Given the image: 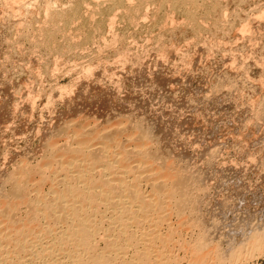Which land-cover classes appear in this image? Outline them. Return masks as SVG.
Segmentation results:
<instances>
[{
  "label": "rangeland",
  "instance_id": "374dc122",
  "mask_svg": "<svg viewBox=\"0 0 264 264\" xmlns=\"http://www.w3.org/2000/svg\"><path fill=\"white\" fill-rule=\"evenodd\" d=\"M43 1L45 0H0V264H57L59 261V264H70L71 262L72 264H79L78 260H76L78 257L76 256L83 254L82 257H85V259L92 256L89 255L91 253H88V250L86 251L83 249V253H80V251L79 253H76L77 249L76 251L74 248V250H71L70 248L72 247L66 248V250L58 247L61 249L60 250L54 245L56 243L55 238L67 231L69 224L72 225L70 222L72 218L71 216H73L71 214L72 211L69 213L70 211L67 212L66 210V212L69 213L68 217L64 212L65 209H61L60 206L59 209L57 206L56 211L58 212L54 214L60 215L61 212H64L63 215L70 219L68 220L70 223L64 220L63 222L58 218L55 219L53 212L52 214L47 213V211L43 209V204L49 201L52 197L51 201L56 202V200H54V196H56L55 192L58 191L61 194L62 190L64 191V188L70 184L69 181H71V183L74 182L73 185H75V187L80 186L85 190L87 189L86 191H94V193L98 194V199L100 198L101 200V202L98 200V202L94 201V203L89 200H84L80 196L75 195L78 194L77 190L71 194H66L65 197L62 196L60 199L64 205H66L65 202H67V200H70L69 207L80 206L82 208V204H84V209L82 210L86 215L90 216H88L89 218L87 217L88 222L90 223L93 221L92 224L90 223V225H92L91 228L94 226V228L96 227L97 231H99L98 233L95 232L96 234L94 237V243H96L98 247L95 253H97V251L100 253L103 252V255L105 254L107 258H113V262L108 258L110 263L107 260H104V263L115 264V261L119 259L116 257L118 255L123 258H131L134 256L133 254H136L141 248H146L145 255L148 257L151 256V251L155 250L154 254L152 252V256L154 255L152 264L208 263L209 254L205 253L204 250L200 251V253L195 247L194 242L203 234L205 228L207 231L209 227L208 225L212 224L211 222L218 223V228L226 234L227 230H231L234 222H238V220L242 221L244 219L242 216V218L239 217L241 215L240 210H242L243 216H248L249 213H252L253 215L254 213L257 218L259 217L258 213L262 212V210V213H264V121H262L264 120V117H261L264 115H259L263 112V108L260 109V107H262L264 102H262L264 98V0H250V2L249 0H200V7H198V12L195 14L196 18L198 17L197 22L199 21L197 29L200 30H197L192 26L193 22L190 20L191 17L189 14L187 16V13L180 6L181 4L179 6H174L175 4L172 0L170 4V0H148L147 4H142L143 9L140 10V13H134V20L132 19L133 23H131V18L129 17V6H126L128 9L125 5L109 8L111 6L110 0L105 4L102 3L103 5H100L102 7L95 5L93 2L94 0H59L56 7L54 4H51L52 2H50V4L48 3L50 0H46L47 3L46 1ZM85 1H88L87 4H85ZM138 1L139 0H135L134 2V0H131L130 2L132 4L130 5L136 6L140 3V1ZM71 2H75V4L80 3L79 5L81 6V9L79 16L81 18L78 16L75 17V14V19L70 23L71 26L62 29L64 27L62 22L53 24L54 22L51 21V10L53 7L55 10L56 8L60 9L63 6L62 8L67 7L66 10L69 9V13L72 15V12L70 11L71 9L68 8L70 7ZM103 2H105V0ZM43 3L46 5L45 7L43 6ZM37 4L41 6H37ZM48 4L50 6L52 5L51 7L49 6L51 10L47 7ZM95 6H97V8ZM126 9L128 13H125ZM12 12L15 14L13 15ZM32 13L34 16L31 15ZM38 15L39 19L37 18ZM222 17L224 19H222ZM112 18H114V20ZM135 18L137 19V22ZM111 21L115 26L110 24ZM85 23L88 25H85ZM6 24L9 25V28H4V26H7ZM199 24H201L200 27ZM215 24L218 25V27ZM1 25L4 26L2 27ZM21 25L24 26L22 27ZM59 29H61L62 32H60L61 30ZM28 31H30V33ZM21 33H24V36ZM78 35L81 36L79 37ZM246 36L247 38H245ZM10 39L14 41H11ZM74 41L76 42L74 43ZM9 42L11 43L9 44ZM23 47L25 48L23 49ZM56 50L58 51L56 52ZM20 51H22V53ZM242 90L245 91L243 92ZM161 93L164 96L161 95ZM168 96L169 100H167ZM245 100H247V102ZM252 101L256 105L257 103L259 104L260 101L262 103H260L258 107V105L256 106ZM142 107H145V109ZM255 109L262 112L259 111V114H256L258 111L256 112ZM254 114L257 115V118ZM130 116L132 118H130ZM133 116H135V118ZM136 117H138V119ZM144 118L149 119L144 120ZM132 119L137 120L132 121ZM139 119L140 121H151L156 124V127L158 125L157 128L155 127V124L153 126L156 128L154 130L158 135L154 134L153 136L144 139V144L141 142V138H139V130L137 129L136 132V128L133 127ZM151 119L156 121L153 122ZM159 120L161 121L159 122ZM63 126L64 128L66 127L65 131L62 130L61 132L56 130V127L62 128ZM132 127L134 129H132ZM116 129H120L119 133L115 134L116 136L113 134V137L110 136V138H105L107 133H112L114 132L113 130ZM87 131L90 133L88 134ZM161 136L164 137L161 138ZM47 137L52 139H48ZM47 139L51 140L52 145H54L51 147V151H48L49 153L46 154V151L44 152L46 142L44 143V141H47ZM42 144L44 146H42ZM150 144L152 146H150ZM162 144L163 146H161ZM241 144L245 145L242 146ZM140 145L143 150L149 151L151 149L152 151L153 149L156 151L160 146L158 151H161L162 154H160L163 159L161 157H156L157 160L156 158L154 160V158L150 159L149 157L146 158L140 155L138 153V150H142ZM79 146H102L104 152H101V154L105 156L107 155V161H102V163L99 161L95 164H93V161V163H91L92 161L90 162L91 159L88 156L75 149ZM134 149L135 152L133 153ZM207 150L209 152H207ZM168 152H171L169 153L170 155ZM206 152L208 154H206ZM165 154L166 157L164 156ZM177 156L181 159L178 160ZM28 158L30 159V162L33 163L32 166L35 165L36 168L27 172L30 182L25 185L26 182H23L25 177L24 172H20L18 168L20 166L18 165H21L22 160L27 163L29 161ZM159 159H162L164 162H159ZM165 161H168L170 164ZM173 161L177 163L175 164ZM189 161L192 162L191 165ZM103 162H105L106 165ZM39 163H43L44 166L39 167ZM36 164L38 166H36ZM177 165L178 167L176 168ZM104 167L106 168L104 169ZM227 167H230V169ZM233 167H235V169ZM17 168V171L21 174L16 173ZM197 168H200L199 171ZM219 168L222 171H219ZM185 169H188L187 172ZM190 172L194 174L193 178H197L195 180L196 182L199 180V183L197 182L198 185L202 182L204 183H202V185H205L204 187L201 186L199 190L200 186L196 184V191L198 189L197 192L200 193V196L204 201L200 205V209L193 211L192 214L195 216L191 215L190 217V214L188 215V212H185V215L183 214L184 217L181 214L182 216L179 218L178 216L180 214H177V212L173 210L174 200L171 196L168 197V193L160 192V190L157 189V184L166 181V183L169 184L172 181H177L181 173L183 175H190ZM216 172L218 174L220 173V175ZM91 175L94 177L92 178ZM241 175L242 177H240ZM71 176L76 180L74 181ZM80 176L84 177V180H82L83 178ZM70 178H72L73 181L70 180ZM228 178L232 179L233 182ZM100 179H102V181L111 180L110 184L119 182L115 185L123 188L129 186H131V189L135 188V190H137L136 188H140L139 192L141 195H138L139 197H137V199L143 198L145 195L146 200L153 202L155 200L157 201V198L159 200V198L162 199L163 196H165L163 199L168 202V205L166 206L167 203H165L164 206L168 208L167 210H165V208L159 210L160 213L158 210H150L151 208L146 206V204L148 205L149 203H145L142 199V201L139 199L137 200L134 192H126L123 191V188L119 187L120 190L115 189L112 192L111 188H109V183L107 186L104 181L103 183L105 184L101 183L102 181ZM118 180H121V182ZM238 181H240L241 184H239ZM17 182L20 186L24 183L22 186L26 187V197L23 199L19 196L16 197L13 194V189L18 185ZM120 183L121 185H119ZM217 186H220L221 188ZM101 189H103L102 191H104V193ZM131 189L129 188V190ZM242 190L243 192H241ZM99 193H103L100 194V196L104 199L99 196ZM110 193L112 196H110ZM239 193H242V196H240L241 194ZM134 196V200L137 204L133 200ZM117 198L119 199L117 200ZM242 201L245 202V204ZM220 202L223 204L221 205ZM32 203L39 205L38 211L40 212H38V215L35 218L36 221L34 219V221H32L28 217V212ZM108 204L112 206H109ZM143 204L144 209L141 207ZM138 205L140 206L138 207ZM231 205H233V207ZM120 206L123 207L121 208ZM145 206L148 208V214L146 213L147 208ZM124 207L132 208V211L136 209V212H134L139 214V218L137 217L139 220L137 221V219H135L136 215L135 213H132V211L128 212V210L127 214H125ZM217 207L218 209H221L220 214ZM94 208L98 209L95 211ZM138 209H140V211ZM235 209L239 210L236 212ZM244 209L246 211L248 210V214ZM196 211L197 213H195ZM222 211L224 212V215ZM128 213H131V216L128 215ZM141 213L143 215H141ZM226 213L229 215L226 216ZM236 213H238L239 218L236 217ZM215 214H218L219 216ZM261 214L259 217L260 223L264 220V215ZM124 215L128 216L125 217ZM252 215L250 217H252ZM222 216L224 218H221ZM232 216L238 220L236 219L235 221ZM256 216L254 217L256 218ZM188 217L190 219L200 218L201 222H198V225L196 226H193L190 222V227ZM183 218H186V220ZM225 218H227V220ZM231 218L232 221L230 220ZM260 218H262V220ZM184 221L187 222L184 223ZM244 223H246V220ZM97 224L101 225L98 227ZM187 224L188 226H185ZM126 226H128V229ZM171 227L172 230L174 228L176 229H174L175 231H172V233L170 232ZM119 228L129 230V236H125L127 233L119 235ZM133 232H135L137 236L131 234ZM177 233H179V235L181 233L183 236H179ZM161 234H163V236ZM166 235L167 237H164ZM176 235H178V237ZM120 236L122 237L118 241V237L120 238ZM142 237L144 239H142ZM160 237H164V239H160ZM171 237L175 241L171 240ZM237 237L240 239V235ZM183 238L186 240L187 244L184 243L185 240ZM114 240H117V243ZM177 240L180 241V243ZM51 242L54 244L52 245ZM114 242L117 245L114 244ZM127 243H129V247ZM183 243L185 245H183ZM191 244L193 248L189 246ZM23 245L28 246L25 251H22ZM112 245L115 246L112 247ZM120 245L123 246L121 247ZM227 245V242H225V246ZM43 246L45 247L43 249L47 250L46 253L43 251L44 253L42 254H44V256L41 254L42 256L34 255V257L32 250L39 249L42 251L41 248ZM50 247L54 250L52 251L49 249ZM27 249L30 250L28 251ZM49 250L54 253L57 252L55 254L56 256L54 253L48 254L52 253ZM30 254L32 256H29ZM130 254H132V256ZM111 255L115 257H112ZM145 255L143 254V258H145ZM155 255H157V257ZM29 259H31V261ZM78 259L80 260V258ZM155 260H158L159 262H154ZM118 261L117 263L120 264ZM85 264L94 263L88 261ZM244 264H264V254L258 255L255 258L244 262Z\"/></svg>",
  "mask_w": 264,
  "mask_h": 264
},
{
  "label": "bare ground",
  "instance_id": "6f19581e",
  "mask_svg": "<svg viewBox=\"0 0 264 264\" xmlns=\"http://www.w3.org/2000/svg\"><path fill=\"white\" fill-rule=\"evenodd\" d=\"M29 1V0H28ZM40 1V0H39ZM42 1V0H41ZM46 1V0H45ZM45 1H43V2H45ZM48 1V0H47ZM47 1H46V3H47ZM73 1V0H72ZM75 1V0H74ZM78 1V0H77ZM81 1V0H80ZM104 0H94L93 2L95 3V5H97L98 7L102 4V3H107V1H109V0H105V2H103ZM131 0H110V7L109 8H114V7H117V6H122V5H125V7L126 6H129V10L128 11H130L129 12V17L131 18V23H133L132 22V19L134 18V13L135 12H138V13H140V10L141 9H143L142 8V4H147V2H148V0H139L140 1V3L138 4V5H136V6H131L130 4H132L131 2H130ZM138 1V2H139ZM165 1V0H164ZM173 2H174V6H179L180 4V6L184 9V11L187 13V16H188V14L190 15V20H191V22H193V24H192V26H194L196 29H197V26H198V23H199V21L197 22V18H196V13L198 12L197 11V9H198V7H200V3L199 2H201L200 0H190V1H186V0H172ZM203 1V0H202ZM215 1V0H214ZM217 1V0H216ZM243 1V0H242ZM6 2V1H5ZM27 2V1H26ZM31 2V1H30ZM35 2H38V1H35ZM50 2H52L51 4H54V6L56 7V4L59 2V0H50V1H48V3L50 4ZM68 2V1H67ZM66 2V3H67ZM86 2V1H85ZM88 2V1H87ZM87 2L85 3V4H87ZM134 2H135V0H134ZM134 2H133V4H134ZM228 2V1H227ZM249 2H250V0H249ZM13 3V2H12ZM171 3V0H170V2H169V4ZM205 3V2H204ZM229 3V2H228ZM231 3V2H230ZM4 4H6V3H4ZM22 4V3H21ZM25 4V3H24ZM27 4V3H26ZM40 4V3H39ZM39 4H37V6L39 5ZM44 4V3H43ZM48 4V8L50 9V7L52 6H50ZM62 4V3H61ZM80 4V3H79ZM79 4H75V2H71L70 3V7H68V8H70L71 10V12H72V15H70V13H69V9H67L66 10V8L67 7H64V8H60V9H58V8H56L55 10L52 8V10L54 11H52L51 9V17H52V19H51V21H53L54 23L53 24H56L57 22L58 23H60V22H62V25L64 26H61V27H63L62 29H64L65 27H69V26H71L70 25V23L75 19V17H80L79 16V14H80V9H81V6L79 5ZM165 4V3H164ZM238 4V3H237ZM13 5V4H12ZM59 5V4H58ZM63 5V4H62ZM68 5V4H67ZM103 5V4H102ZM108 5V4H107ZM202 5V4H201ZM8 6V5H7ZM20 6V5H19ZM22 6H23V4H22ZM27 6V5H26ZM32 6V5H31ZM36 6V7H37ZM39 6H41V5H39ZM44 7L46 6L45 4L43 5ZM50 6V7H49ZM69 6V5H68ZM94 6V5H93ZM92 6V7H93ZM97 6H95L96 8H97ZM152 6V5H151ZM164 6V5H163ZM171 6V5H170ZM221 6V5H220ZM34 7V6H33ZM35 7V8H36ZM46 7V8H47ZM86 7H88V6H86ZM100 7H102V6H100ZM124 7V8H125ZM147 7H149V6H147ZM159 7V6H158ZM223 7V6H222ZM25 8V7H24ZM37 8H39V7H37ZM48 8H47V10H48ZM109 8H107V9H109ZM127 8V7H126ZM176 8V7H175ZM215 8V7H214ZM221 8V7H220ZM6 9V8H5ZM11 9V8H10ZM27 9V8H26ZM30 9V8H29ZM32 9V8H31ZM106 9V8H105ZM128 9V8H127ZM127 9H126V11H125V13H128V11H127ZM171 9V8H170ZM94 10H95V8H94ZM97 10V9H96ZM147 10V9H146ZM178 10V9H177ZM180 10V9H179ZM208 10V9H207ZM211 10V9H210ZM209 10V11H210ZM227 10V9H226ZM235 10V9H234ZM5 11V10H4ZM17 11V10H16ZM19 11H21V10H19ZM18 11V12H19ZM45 11V10H44ZM49 11V10H48ZM82 11V10H81ZM93 11V10H92ZM91 11V12H92ZM110 11V10H109ZM115 11H116V9H115ZM219 11V10H218ZM239 11V10H238ZM24 12V11H23ZM96 12V11H95ZM101 12V11H100ZM153 12V11H152ZM169 12V11H168ZM167 12V13H168ZM185 12H183V13H185ZM8 13V12H7ZM22 13V12H21ZM41 13V12H40ZM39 13V14H40ZM44 13V12H43ZM90 13V12H89ZM112 13H113V11H112ZM214 13H215V10H214ZM217 13V12H216ZM9 14V13H8ZM12 14L14 15L15 13H13L12 12ZM19 14V13H18ZM47 14V13H46ZM50 14V13H49ZM48 14V15H49ZM75 14H76V16H75ZM93 14V13H92ZM165 14V13H164ZM206 14H207V12H206ZM248 14V13H247ZM12 15V16H13ZM20 15V14H19ZM23 15V14H22ZM31 15H33V13L31 14ZM97 15V14H96ZM137 15V14H136ZM144 15H147V14H144ZM221 15V14H220ZM8 16V15H7ZM18 16V15H17ZM17 16H16V18H17ZM24 16V15H23ZM34 16V15H33ZM75 16V17H74ZM87 16H91V15H87ZM123 16V15H122ZM154 16V15H153ZM207 16V15H206ZM10 17H11V15H10ZM27 17V16H26ZM39 17V15L37 16V18ZM41 17V16H40ZM46 17V16H45ZM47 17H49V16H47ZM93 17H97V16H93ZM113 17H115V16H113ZM128 17V16H127ZM139 17H141V16H139ZM220 17V16H219ZM7 18V17H6ZM20 18V17H19ZM21 18H22V16H21ZM20 18V19H21ZM36 18V17H35ZM81 18V17H80ZM91 18V17H90ZM109 18V17H108ZM10 19V18H9ZM9 19H7V20H9ZM39 19V18H38ZM92 19V18H91ZM113 20H114V18H112ZM136 19V18H135ZM186 19V18H185ZM215 19V18H214ZM222 19H224L223 17H222ZM226 19V18H225ZM16 20V19H15ZM23 20V19H22ZM45 20H46V18H45ZM134 20V19H133ZM193 20V21H192ZM199 20H201V19H199ZM216 20V19H215ZM19 21V20H18ZM33 21V20H32ZM50 21V22H51ZM77 21V20H76ZM128 21V20H127ZM139 21V20H138ZM144 21V20H143ZM142 21V22H143ZM182 21V20H181ZM217 21V20H216ZM6 22V21H5ZM8 22V21H7ZM12 22V21H11ZM16 22V21H15ZM24 22V21H23ZM30 22V21H29ZM37 22V21H36ZM48 22V21H47ZM46 22V23H47ZM135 22V21H134ZM136 22H137V19H136ZM179 22V21H178ZM177 22V23H178ZM201 22V21H200ZM209 22V21H208ZM18 23V22H17ZM21 23H22V21H21ZM43 23V22H42ZM81 23V22H80ZM161 23V22H160ZM183 23V22H182ZM220 23V22H219ZM230 23V22H229ZM3 24V23H2ZM5 24V23H4ZM16 24V23H15ZM44 24V23H43ZM52 24V23H51ZM87 23H85V25H86ZM107 24V23H106ZM110 24H112V21L110 22ZM109 24V25H110ZM139 24V23H138ZM214 24V23H213ZM223 24V23H222ZM7 25V24H6ZM25 25V24H24ZM23 25V26H24ZM29 25V24H28ZM32 25V24H31ZM44 25H46V24H44ZM76 25V24H75ZM88 25V24H87ZM112 25H114V24H112ZM111 25V26H112ZM134 25V24H133ZM183 25V24H182ZM200 25L201 24H199V27H200ZM216 25V24H215ZM262 25V24H261ZM2 26V25H1ZM4 26V25H3ZM2 26V27H3ZM9 25H7V26H4V28L5 27H7V28H9L8 27ZM22 26V25H21ZM22 26V27H23ZM33 26V25H32ZM59 26V25H58ZM74 26V25H73ZM84 26V25H83ZM115 26V25H114ZM136 26H138V25H136ZM165 26V25H164ZM217 27H218V25H216ZM215 26V27H216ZM226 26V25H225ZM245 26V25H244ZM13 27V26H12ZM17 27H19V26H17ZM26 27V26H25ZM43 27V26H42ZM53 27V26H52ZM55 27H56V25H55ZM99 27V26H98ZM97 27V28H98ZM177 27V26H176ZM214 27V28H215ZM11 28V27H10ZM16 28V27H15ZM28 28V27H27ZM39 28V27H38ZM49 28H51V27H49ZM54 28V27H53ZM77 28H78V26H77ZM76 28V29H77ZM109 28H111V27H109ZM175 28V27H174ZM13 29V28H12ZM22 29V28H21ZM24 29V28H23ZM33 29V28H32ZM41 29H43V28H41ZM92 29H94V28H92ZM100 29V28H99ZM102 29V28H101ZM192 29V28H191ZM195 29V30H196ZM211 29V28H210ZM1 30V29H0ZM10 30V29H9ZM18 30V29H17ZM49 30V29H48ZM52 30V29H51ZM59 30H61V29H59ZM83 30V29H82ZM89 30V29H88ZM103 30V29H102ZM197 30H200V29H197ZM196 30V31H197ZM215 30V29H214ZM223 30V29H222ZM23 31V30H22ZM32 31V30H31ZM41 31H43V30H41ZM50 31V30H49ZM69 31H71V30H69ZM77 31V30H76ZM96 31V30H95ZM193 31H194V29H193ZM29 33H30V31H28ZM60 32H62V30L60 31ZM73 32V31H72ZM82 32V31H81ZM112 32V31H111ZM226 32V31H225ZM12 33H13V31H12ZM28 33V34H29ZM48 33V32H47ZM64 33V32H63ZM65 33H66V31H65ZM96 33V32H95ZM102 33V32H101ZM196 33V32H195ZM22 34V33H21ZM24 34V33H23ZM22 34V35H23ZM35 34V33H34ZM50 34H51V32H50ZM53 34H55V33H53ZM68 34V33H67ZM71 34V33H70ZM75 34V33H74ZM79 34H81V33H79ZM84 34V33H83ZM175 34V33H174ZM173 34V35H174ZM215 34V33H214ZM244 34V33H243ZM21 35V36H22ZM36 35V34H35ZM45 35V34H44ZM64 35V34H63ZM95 35V34H94ZM104 35V34H103ZM197 35V34H196ZM195 35V36H196ZM6 36V35H5ZM9 36V35H8ZM24 36V35H23ZM30 36V35H29ZM38 36V35H37ZM42 36V35H41ZM51 36H53V35H51ZM69 36V35H68ZM79 36V35H78ZM81 36V35H80ZM79 36V37H80ZM118 36V35H117ZM254 36V35H253ZM26 37V36H25ZM31 37V36H30ZM44 37V36H43ZM50 37V36H49ZM48 37V38H49ZM62 37V36H61ZM71 37V36H70ZM73 37V36H72ZM88 37V36H87ZM89 37H91V36H89ZM107 37V36H106ZM125 37V36H124ZM15 38V37H14ZM29 38V37H28ZM47 38V39H48ZM66 38V37H65ZM245 38H247V36L245 37ZM5 39V38H4ZM8 39V38H7ZM19 39V38H18ZM37 39V38H36ZM40 39V38H39ZM61 39V38H60ZM59 39V40H60ZM69 39V38H68ZM74 39V38H73ZM98 39V38H97ZM111 39H113V38H111ZM161 39V38H160ZM11 40V39H10ZM34 40V39H33ZM56 40V39H55ZM75 40H76V38H75ZM101 40V39H100ZM114 40V39H113ZM156 40V39H155ZM172 40V39H171ZM213 40V39H212ZM260 40H262V39H260ZM11 41H14V40H11ZM44 41V40H43ZM82 41V40H81ZM85 41V40H84ZM115 41V40H114ZM24 42V41H23ZM33 42V41H32ZM39 42V41H38ZM37 42V43H38ZM65 42V41H64ZM73 42V41H72ZM71 42V43H72ZM76 41H74V43H75ZM113 42V41H112ZM159 42V41H158ZM197 42V41H196ZM11 42H9V44H10ZM15 43V42H14ZM42 43V42H41ZM47 43V42H46ZM50 43V42H49ZM70 43V44H71ZM92 43V42H91ZM237 43V42H236ZM253 43V42H252ZM13 44V43H12ZM16 44V43H15ZM48 44V43H47ZM51 44H53V43H51ZM66 44H67V42H66ZM69 44V43H68ZM114 44V43H113ZM125 44V43H124ZM201 44V43H200ZM254 44V43H253ZM264 44V43H263ZM262 44V45H263ZM56 45V44H55ZM93 45V44H92ZM118 45V44H117ZM120 45V44H119ZM131 45V44H130ZM234 45V44H233ZM11 46V45H10ZM14 46V45H13ZM42 46V45H41ZM57 46V45H56ZM69 46V45H68ZM75 46H76V44H75ZM162 46V45H161ZM217 46V45H216ZM246 46V45H245ZM12 47V46H11ZM22 47V46H21ZM48 47V46H47ZM63 47H65V46H63ZM77 47V46H76ZM86 47V46H85ZM127 47V46H126ZM169 47H171V46H169ZM190 47V46H189ZM197 47V46H196ZM219 47V46H218ZM251 47V46H250ZM262 47V46H261ZM10 48V47H9ZM25 47H23V49H24ZM55 48V47H54ZM57 48V47H56ZM109 48V47H108ZM11 49V48H10ZM17 49V48H16ZM30 49V48H29ZM50 49V48H49ZM67 49V48H66ZM75 49V48H74ZM74 49H72V50H74ZM103 49V48H102ZM101 49V50H102ZM116 49V48H115ZM237 49V48H236ZM26 50V49H25ZM24 50V51H25ZM32 50V49H31ZM52 50V49H51ZM79 50V49H78ZM83 50V49H82ZM151 50V49H150ZM163 50V49H162ZM226 50H228V49H226ZM12 51V50H11ZM16 51V50H15ZM45 51V50H44ZM55 51V50H54ZM58 50H56V52H57ZM65 51V50H64ZM69 51V50H68ZM76 51V50H75ZM127 51V50H126ZM148 51V50H147ZM169 51V50H168ZM177 51V50H176ZM197 51V50H196ZM9 52V51H8ZM14 52V51H13ZM21 53H22V51H20ZM35 52V51H34ZM46 52V51H45ZM62 52V51H61ZM72 52V51H71ZM79 52H80V50H79ZM132 52V51H131ZM210 52V51H209ZM224 52V51H223ZM249 52V51H248ZM255 52V51H254ZM25 53V52H24ZM23 53V54H24ZM42 53V52H41ZM78 53V52H77ZM178 53V52H177ZM188 53V52H187ZM234 53V52H233ZM9 54V53H8ZM59 54H61V53H59ZM84 54V53H83ZM146 54V53H145ZM149 54V53H148ZM232 54V53H231ZM235 54V53H234ZM258 54V53H257ZM128 55V54H127ZM133 55V54H132ZM160 55V54H159ZM174 55V54H173ZM252 55V54H251ZM19 56V55H18ZM21 56V55H20ZM38 56V55H37ZM165 56V55H164ZM203 56V55H202ZM233 56V55H232ZM249 56V55H248ZM263 56V55H262ZM7 57H8V55H7ZM59 57H60V55H59ZM136 57V56H135ZM228 57V56H227ZM242 57H243V55H242ZM253 57V56H252ZM18 58V57H17ZM17 58H15V59H17ZM23 58V57H22ZM26 58V57H25ZM33 58V57H32ZM31 58V59H32ZM68 58V57H67ZM212 58V57H211ZM234 58V57H233ZM248 58V57H247ZM251 58V57H250ZM258 59H260V58H258ZM13 60V59H12ZM18 60V59H17ZM25 60V59H24ZM44 60V59H43ZM125 60H127V59H125ZM194 60V59H193ZM236 60V59H235ZM7 61V60H6ZM14 61V60H13ZM61 61V60H60ZM7 62H9V61H7ZM23 62V61H22ZM187 62V61H186ZM236 62V61H235ZM234 62V63H235ZM26 63V62H25ZM130 63V62H129ZM230 63V62H229ZM42 65V64H41ZM19 66V65H18ZM49 66V65H48ZM47 67V66H46ZM262 67V66H261ZM41 68V67H40ZM240 68V67H239ZM238 68V69H239ZM51 69V68H50ZM264 69V68H263ZM240 70V69H239ZM42 74V73H41ZM95 74V73H94ZM263 74V73H262ZM264 75V74H263ZM228 76V75H227ZM92 77V76H91ZM95 77V76H94ZM127 78H129V77H127ZM222 78V77H221ZM88 79H89V77H88ZM179 79V78H178ZM225 79V78H224ZM150 80V79H149ZM222 80V79H221ZM223 81V80H222ZM262 81V80H261ZM90 82V81H89ZM161 82V81H160ZM167 82H169V81H167ZM226 82V81H225ZM159 83V82H158ZM164 83V82H163ZM218 83V82H217ZM263 83V82H262ZM168 84V83H167ZM225 84V83H224ZM231 84V83H230ZM229 84V85H230ZM172 85V84H171ZM176 85V84H175ZM200 85V84H199ZM220 85H221V83H220ZM170 86V85H169ZM174 86V85H173ZM215 86V85H214ZM213 86V87H214ZM219 86V85H218ZM226 86H228V85H226ZM225 87V86H224ZM233 87V86H232ZM231 87V88H232ZM241 87V86H240ZM249 87V86H248ZM262 87V86H261ZM170 88V87H169ZM172 88V87H171ZM211 88V87H210ZM239 88V87H238ZM191 89V88H190ZM259 89H260V87H259ZM165 90V89H164ZM218 90V89H217ZM249 90V89H248ZM160 91V90H159ZM169 91H171V90H169ZM219 91V90H218ZM220 91H222V90H220ZM229 91V90H228ZM240 91V90H239ZM243 91V90H242ZM245 91V90H244ZM243 91V92H244ZM254 91V90H253ZM252 91V92H253ZM167 92V91H166ZM231 92V91H230ZM236 92V91H235ZM251 92V91H250ZM259 92H260V90H259ZM220 93V92H219ZM226 93V92H225ZM234 93V92H233ZM232 93V94H233ZM261 93V92H260ZM166 94V93H165ZM172 94V93H171ZM170 94V95H171ZM218 94V93H217ZM245 94V93H244ZM252 94V93H251ZM160 95V94H159ZM161 95H163L162 93H161ZM160 95V96H161ZM175 95V94H174ZM191 95V94H190ZM198 95V94H197ZM223 95V94H222ZM235 95V94H234ZM237 95V94H236ZM240 95H241V93H240ZM164 96V95H163ZM166 96V95H165ZM245 96H246V94H245ZM247 96H249V95H247ZM157 97V96H156ZM186 97V96H185ZM205 97V96H204ZM217 97V96H216ZM257 97V96H256ZM159 98H162V97H159ZM165 98V97H164ZM166 98H167V96H166ZM244 98V97H243ZM250 98V97H249ZM155 99V98H154ZM207 99V98H206ZM210 99V98H209ZM230 99V98H229ZM245 99H246V97H245ZM259 99V98H258ZM257 99V100H258ZM167 100H169V96H168V99ZM216 100V99H215ZM151 101V100H150ZM179 101V100H178ZM183 101V100H182ZM242 101V100H241ZM246 102H247V100H245ZM256 101V100H255ZM264 101V98H263V100H262V102ZM155 102V101H154ZM154 102H152V103H154ZM158 102H160V101H158ZM167 102V101H166ZM202 102V101H201ZM211 102V101H210ZM231 102V101H230ZM253 102V101H252ZM261 101H260V103H262ZM241 103V102H240ZM249 103V102H248ZM254 103V102H253ZM259 103V104H260ZM150 104V103H149ZM156 104V103H155ZM163 104H166V103H163ZM170 104H171V102H170ZM255 104V103H254ZM259 104L257 103V105H258V107H259ZM256 105V104H255ZM256 105V106H257ZM242 106V105H241ZM252 106V105H251ZM147 107V106H146ZM249 107V106H248ZM255 107V106H254ZM81 108V107H80ZM143 108V107H142ZM160 108V107H159ZM244 108H245V106H244ZM263 108V112L262 111H260V112H262V114L260 113L259 114V111H258V109L256 110V114H259V115H264V102H263V104H262V107H260V109H262ZM79 109V108H78ZM143 109H145V107L143 108ZM161 109V108H160ZM159 109V110H160ZM166 110V109H165ZM164 110V111H165ZM87 111V110H86ZM89 111V110H88ZM146 112V111H145ZM161 112H163V111H161ZM235 112V111H234ZM165 113H166V111H165ZM164 113V114H165ZM168 113V112H167ZM172 113V112H171ZM252 113H254V112H252ZM142 114H143V112H142ZM231 114V113H230ZM130 115V114H129ZM145 115V114H144ZM159 115V114H158ZM162 115V114H161ZM255 115V114H254ZM128 116V115H127ZM132 116V115H131ZM130 116V118H132ZM141 116V115H140ZM150 116V115H149ZM148 116V117H149ZM169 116V115H168ZM257 115H255V117H256ZM134 118H135V116H133ZM142 117V116H141ZM145 117V116H144ZM165 117V116H164ZM261 117H264V116H261ZM137 119H138V117H136ZM152 118V117H151ZM203 118V117H202ZM257 118V117H256ZM259 118H260V116H259ZM258 118V119H259ZM137 119H135V120H137ZM141 119V118H140ZM140 119H139V121H136V122H134V123H136L133 127H135L136 129V132H137V129L139 130L138 132H139V138H141L140 140H141V142L143 143L145 140L144 139H147V138H149V137H151V136H153L154 134H157V132L155 133V130L154 129H156L157 127H158V125H157V127H156V124L155 123H152L151 121H144L146 118H144V120H141L140 121ZM147 119H149V118H147ZM146 119V120H147ZM255 119V118H254ZM134 119H132V121H133ZM134 120V121H135ZM152 120V119H151ZM200 120V119H199ZM252 120H253V118H252ZM72 121V120H71ZM132 121H131V123H132ZM153 122H155L154 120H152ZM161 120H159V122H160ZM202 121V120H201ZM203 121H204V119H203ZM202 121V122H203ZM261 121V120H260ZM259 121V122H260ZM262 121H264V120H262ZM70 122V121H69ZM71 123V122H70ZM75 124V123H74ZM73 124V125H74ZM154 124H155V127L156 128H154L153 126H154ZM237 124V123H236ZM248 124V123H247ZM260 124V123H259ZM77 125V124H76ZM132 125V124H131ZM159 125H160V123H159ZM66 126V125H65ZM71 126V125H70ZM130 126V125H129ZM162 126V125H161ZM258 126V125H257ZM262 126H263V124H262ZM132 127V129H134ZM59 127H56V130H59V131H61L62 132V130L63 131H65V128H64V126L61 128H59ZM131 128V127H130ZM207 128V127H206ZM261 128V127H260ZM54 129V128H53ZM164 129V128H163ZM180 129V128H179ZM66 130H68V129H66ZM89 130V129H88ZM159 130H161V129H159ZM54 131V130H53ZM53 131H52V133H53ZM69 131V130H68ZM67 131V132H68ZM86 131V130H85ZM90 131V130H89ZM112 131V130H111ZM114 132H110V133H107L106 134V136H105V138L106 137H109L110 138V136H112L113 134L115 135V134H117V133H119V131H120V129H116V130H113ZM158 131V130H157ZM196 131V130H195ZM201 131V130H200ZM242 131V130H241ZM51 132V131H50ZM55 132V131H54ZM56 132H58V131H56ZM47 133V132H46ZM46 133H45V135H46ZM59 133V132H58ZM63 133H66V132H63ZM87 133H88V131H87ZM90 133V132H89ZM88 133V134H89ZM105 133V132H104ZM172 133V132H171ZM189 134V133H188ZM244 134V133H243ZM251 134V133H250ZM158 135V134H157ZM159 135H161V134H159ZM165 135V134H164ZM263 135V134H262ZM43 136V135H42ZM47 136V135H46ZM116 136V135H115ZM188 136V135H187ZM228 136V135H227ZM254 136V135H253ZM113 137V136H112ZM157 137V136H156ZM155 137V138H156ZM159 137V136H158ZM164 137V136H163ZM162 136H161V138H163ZM239 137V136H238ZM250 137V136H249ZM256 137V136H255ZM48 139H52V138H50V137H47ZM138 138V139H139ZM154 138V139H155ZM160 138V139H161ZM47 139V141H44V143L46 142V145H45V147H44V152L46 151V154L47 153H49L48 151H51V147L54 145H52V143H51V140H48ZM143 139V140H142ZM152 139V138H151ZM256 139V138H255ZM258 139V138H257ZM188 140V139H187ZM147 141V140H146ZM151 141V140H150ZM154 141V140H153ZM101 142H102V140H101ZM138 142V141H137ZM140 142V141H139ZM211 142V141H210ZM249 142V141H248ZM103 143V142H102ZM148 143H152V142H148ZM156 143V142H155ZM138 144V143H137ZM144 144V143H143ZM69 145V144H68ZM68 145H67V147H68ZM142 145V144H141ZM140 145V146H141ZM154 145V144H153ZM242 146H244L243 144H241ZM254 145V144H253ZM42 146H44L43 144H42ZM150 146H152L151 144H150ZM149 146V147H150ZM161 146H163V144L161 145ZM70 147V146H69ZM80 147V146H79ZM75 148L76 150H78V151H80V152H83L86 156H88L91 160H90V162L91 163H93V161H94V163L93 164H95L96 162H99V161H101L100 163H102V161H105L106 160V158H107V155L105 156V155H103V154H101V152H104L103 151V147H104V145H103V147L102 146H100V147H94V146H87V147H83V146H81L80 148ZM136 147V146H135ZM160 147V146H159ZM159 147H158V149H159ZM203 147V146H202ZM217 147H219V146H217ZM264 147V146H263ZM71 148V147H70ZM132 148V147H131ZM141 148H142V146H141ZM147 148V147H146ZM146 148H144V149H146ZM239 148V147H238ZM105 149V148H104ZM133 149V148H132ZM132 149H131V151H132ZM136 149V148H135ZM135 149H134V151H133V153L135 152ZM158 149L156 150V151H154V149H153V151H152V149L149 151V150H143V148H142V150H138L137 152L140 154V155H142V156H144V157H146V158H150V159H152V158H154V160H155V158L156 157H161L162 158V153H161V151L159 152L158 151ZM162 149V148H161ZM218 149V148H217ZM216 149V150H217ZM253 149V148H252ZM257 149V148H256ZM264 149V148H263ZM43 150V149H42ZM74 150V149H73ZM106 150V149H105ZM128 150V149H127ZM209 150V149H208ZM207 150V152H209ZM240 150V149H239ZM129 151H130V149H129ZM246 151V150H245ZM255 151V150H254ZM43 152V151H42ZM100 152V153H99ZM163 152V151H162ZM206 152V154H208ZM129 153V152H128ZM132 153V152H131ZM161 153V154H160ZM169 153H171V152H168V154ZM173 153V152H172ZM214 153V152H213ZM216 153V152H215ZM259 153V152H258ZM46 154H44V155H46ZM138 155V154H137ZM170 155V154H169ZM168 155V156H169ZM173 155V154H172ZM253 155V154H252ZM257 155V154H256ZM109 156H110V154H109ZM165 157H166V154L164 155ZM187 156V155H186ZM210 156V155H209ZM208 156V157H209ZM212 156V155H211ZM213 156H215V155H213ZM164 157V158H165ZM173 157H174V155H173ZM182 157V156H181ZM191 157V156H190ZM204 157V156H203ZM208 157H207V159H208ZM218 157V156H217ZM255 157V156H254ZM168 158H170V157H168ZM167 158V159H168ZM176 158V157H175ZM177 158H178V156H177ZM185 158V157H184ZM183 158V159H184ZM258 158V157H257ZM24 159V158H23ZM29 159V158H28ZM109 159H111V158H109ZM163 159V158H162ZM162 159H159V162H164ZM179 159H181V158H178V160ZM204 159V158H203ZM202 159V160H203ZM27 160V159H26ZM156 160H157V158H156ZM160 160H162V161H160ZM177 160V161H178ZM188 160V159H187ZM194 160V159H193ZM107 161V160H106ZM168 161H169V159H168ZM168 161L166 162V163H168ZM254 161V160H253ZM41 162V161H40ZM42 162L44 163V161L42 160ZM115 162V161H114ZM172 162V161H171ZM174 162V161H173ZM190 162V165H191V161H189ZM43 163L42 164H40L39 163V167H43L44 165H43ZM103 163H105V162H103ZM110 163V162H109ZM175 163V162H174ZM177 163V162H176ZM175 163V164H176ZM179 163V162H178ZM182 163V162H181ZM187 163H188V161H187ZM195 163V162H194ZM253 163V162H252ZM45 164V163H44ZM168 164H170V163H168ZM185 164V163H184ZM254 164V163H253ZM260 164V163H259ZM18 165V164H17ZM33 165V163H31L30 162V159H29V161L26 163V161H23L22 160V163H21V165L19 164L18 166H20V167H18L19 168V170H20V172L21 171H23L24 172V180H23V182L25 181L26 183H25V185L27 184V183H29L30 182V179H29V177L27 176V172H29V170H33L34 168H36L35 167V165L34 166H32ZM105 165H106V163H105ZM109 165V164H108ZM108 165H107V167H108ZM159 165V164H158ZM174 165V164H173ZM179 165V164H178ZM178 165L176 166V168L178 167ZM194 165V164H193ZM234 165V164H233ZM236 165V164H235ZM248 165V164H247ZM36 166H38L37 164H36ZM165 166V165H164ZM175 166V165H174ZM179 166H181V165H179ZM202 166V165H201ZM227 166V165H226ZM249 166V165H248ZM262 166V165H261ZM161 167H162V165H161ZM167 167V166H166ZM182 167V166H181ZM191 167V166H190ZM225 167V166H224ZM232 167V166H231ZM236 167V166H235ZM235 167H233L234 169H235ZM258 167V166H257ZM18 168L16 169V171L18 170ZM106 167H104V169H105ZM110 168V167H109ZM165 168V167H164ZM183 168V167H182ZM218 168V167H217ZM228 169H230V167H227ZM238 168V167H237ZM37 169H38V167H37ZM168 169V168H167ZM174 169V168H173ZM195 169V168H194ZM198 169V171H199V169L200 168H197ZM224 169V168H223ZM227 169V170H228ZM261 169V168H260ZM76 170V169H75ZM110 170V169H109ZM180 170V169H179ZM178 170V171H179ZM186 170V169H185ZM188 170V169H187ZM187 170H186V172H187ZM192 170H193V167H192ZM217 170V169H216ZM215 170V171H216ZM219 171H222V170H220V168L218 169ZM217 170V171H218ZM225 170V169H224ZM241 170V169H240ZM239 170V171H240ZM258 170V169H257ZM71 171H72V169H71ZM82 171V170H81ZM191 171V170H190ZM231 171V170H230ZM229 171V172H230ZM78 172V171H77ZM88 172V171H87ZM86 172V173H87ZM101 172H103V171H101ZM107 172V171H106ZM182 172V171H181ZM185 172V171H184ZM194 172H195V170H194ZM205 172H206V170H205ZM208 172H209V170H208ZM224 172V171H223ZM233 172V171H232ZM241 172V171H240ZM16 173H19L18 171L16 172ZM22 173V172H21ZM21 173H19V174H21ZM45 173H46V171H45ZM74 173V172H73ZM109 173V172H108ZM107 173V174H108ZM183 173V172H182ZM181 173V174H182ZM217 173V172H216ZM264 173V172H263ZM68 174H69V172H68ZM85 174V173H84ZM88 174H89V172H88ZM179 175V178H178V180L177 181H172V182H170L169 184H167L166 182H162V183H158L157 184V189H159L160 190V192H166V193H168L169 195H168V197L169 196H171V198L174 200V207H173V210L174 211H176L177 212V214H180L178 217L180 218V216H182L183 214L185 215V212L187 213L188 212V215L191 217V215L193 216L194 214H192L193 213V211H195V210H198V209H200L199 207H200V205L203 203V198L200 196V193H198L197 191H198V189H197V191H196V184L198 185V181L199 180H197V182L195 181L196 179L195 178H193L194 177V174H192V172H190V175ZM199 174V173H198ZM197 174V175H198ZM202 174V173H201ZM205 174H207V173H205ZM214 174V173H213ZM212 174V175H213ZM218 174V173H217ZM71 175H73V174H71ZM192 175V176H191ZM200 175V174H199ZM210 175V174H209ZM218 175H220V173L218 174ZM239 175H240V173H239ZM243 175V174H242ZM242 175L240 176V177H242ZM61 176V175H60ZM67 176V175H66ZM76 176H77V174H76ZM117 176V175H116ZM174 176V175H173ZM201 176V175H200ZM207 176V175H206ZM221 176H222V173H221ZM235 176V175H234ZM257 176V175H256ZM260 176H261V174H260ZM70 177V176H69ZM72 177V176H71ZM73 177H75L74 175H73ZM72 177V178H73ZM80 177H82V176H80ZM91 177L93 178L94 176H92L91 175ZM90 177V178H91ZM100 177V176H99ZM175 177V176H174ZM196 177H198V176H196ZM204 177V176H203ZM210 177H211V175H210ZM220 177V176H219ZM224 177V176H223ZM226 177H228V176H226ZM233 177V176H232ZM232 177H230V178H232ZM238 177V176H237ZM263 177V176H262ZM261 177V178H262ZM67 178V177H66ZM72 178H70V180H72ZM76 178V177H75ZM78 178H79V176H78ZM83 179L82 180H84V177H82ZM87 178V177H86ZM89 178V179H90ZM91 178V179H92ZM120 178V177H119ZM118 178V179H119ZM206 178V177H205ZM207 178H209V177H207ZM212 178V177H211ZM230 178H228V179H230ZM64 179H65V177H64ZM90 179V180H91ZM97 179H98V177H97ZM114 179H115V177H114ZM199 179V178H198ZM202 179V178H201ZM213 179V178H212ZM240 179H242V178H240ZM67 180V179H66ZM73 180H74V178H73ZM72 180V181H73ZM76 180V179H75ZM74 180V181H75ZM101 181H102V179H100ZM112 180H113V178H112ZM122 180V179H121ZM121 180H118V181H120L121 182ZM220 180V179H219ZM221 180H222V177H221ZM230 180H232V179H230ZM238 180V179H237ZM263 180V179H262ZM87 181H88V179H87ZM100 181V182H101ZM105 183H106V185L108 184V185H110L109 186V188H111V190H112V192L115 190V189H119V188H123V187H119V186H117V185H115L114 183L113 184H110L111 183V180H109V181H107V180H103ZM103 181L101 182V183H103ZM200 181H203V180H200ZM205 181V180H204ZM243 181V180H242ZM67 182V181H66ZM113 182H114V180H113ZM124 182H127V181H124ZM135 182V181H134ZM169 182V181H168ZM224 182V181H223ZM226 182V181H225ZM228 182V181H227ZM232 182H233V180H232ZM239 182V184H241L240 183V181H238ZM260 182V181H259ZM264 182V181H263ZM21 183V182H20ZM69 185L68 186H66L65 188L64 187H62V188H64V191L62 190V192H61V194L57 191V192H55V191H53V192H55V195L56 196H54V200H56V202H53V201H51V199L53 198H51L49 201H47V202H45L43 205H44V208L43 209H45L46 211H47V213H51L52 214V212H53V216L55 217V219L56 218H58L59 220H64V221H66V222H68V220H70L69 218H67L66 216H64L63 215V213L65 212L67 215L69 214V213H71V211H72V215L73 216H71L72 218H71V224L72 225H70L69 224V228H68V230L67 231H65L63 234H60V235H58L55 239H56V243L54 244V243H52V245L54 244V245H56V247L58 248V247H61L63 250H66V248H70V247H72V248H70L71 250L74 248L75 249V251H76V249H77V251H76V253H79V251H80V253L82 252L83 253V249L84 250H88V253L90 252L91 254H89V255H92V256H90L88 259H85V257L83 258L82 256H83V254H81V255H79V256H76V257H78V258H80V260L77 258L76 260H78V262H79V264H85V263H87L88 261H90V262H92V263H97V264H106V263H104L106 260L108 261L109 259H110V261H112L113 260V258H111V257H108L107 258V256H105V254L103 255V252H98L97 251V253H95L96 252V250H97V245H96V243H94V240H95V232H99V231H97V228L95 227L94 228V226H93V228H91V226L92 225H90V223L92 224L93 223V221L92 222H88V218L90 217L89 215H86L85 213H84V211L82 210V209H84L83 207V205L84 204H82V208L80 207V206H71V207H69V201L67 200V202H65L66 203V205H64V204H62V202H61V197L63 196V197H65V195L67 194L68 195V193H73V192H75L76 190H77V192H78V194H75L76 196H80L82 199H84V200H89L90 202L92 201L93 203H94V201L96 202H98V200H100V198L98 199V194H96V193H94V191L92 192V191H90V190H88V191H86L84 188H81L80 186H76L75 187V185H73V183H71V181H69ZM85 183V182H84ZM95 183V182H94ZM105 183H103V184H105ZM119 183V182H118ZM117 183V184H118ZM203 183V182H202ZM202 183L200 184V185H198V186H200L199 187V190H200V188H201V186H203L202 185ZM205 183H207V182H205ZM236 183V182H235ZM262 183V182H261ZM17 184H18V182H17ZM23 185H24V183H22ZM22 184H21V186L19 185H17L14 189H13V194L17 197V196H19L20 198H25L26 197V192H25V186H22ZM76 184V183H75ZM86 184V183H85ZM84 184V185H85ZM98 184V183H97ZM100 184V183H99ZM102 184V185H103ZM132 184V183H131ZM130 184V185H131ZM154 184V183H153ZM204 184V183H203ZM224 184V183H223ZM226 184V183H225ZM238 184V183H237ZM264 184V183H263ZM64 185H66V184H64ZM82 185H83V183H82ZM101 185V186H102ZM105 185V186H106ZM107 185V186H108ZM119 185H121V183L119 184ZM125 185V184H124ZM137 185V184H136ZM135 185V186H136ZM261 185V184H260ZM88 186V185H87ZM86 186V187H87ZM126 186V185H125ZM205 186V185H204ZM203 186V187H204ZM228 186V185H227ZM84 187V186H83ZM119 187V188H118ZM217 187H220V186H217ZM217 187H215V188H217ZM229 187V186H228ZM236 187V186H235ZM243 187V186H242ZM95 188V187H94ZM129 188L131 189V186H129V187H124L123 188V191H126V192H129V191H132V192H134V194H135V196H136V199H137V197H139L138 195H141V193L139 192V189L138 188H136L137 190H135V188L134 189H131V190H129ZM221 188V187H220ZM223 188V187H222ZM237 188H238V186H237ZM105 189V188H104ZM203 189V188H202ZM205 189H206V187H205ZM207 189H209V188H207ZM103 189H101V191H102ZM109 190V189H108ZM120 190V189H119ZM122 190V189H121ZM128 190V191H127ZM234 190V189H233ZM236 190V189H235ZM142 191V190H141ZM219 191V190H218ZM254 191V190H253ZM76 192V193H77ZM103 193H104V191H102ZM105 192H107V191H105ZM111 192V191H110ZM111 192V193H112ZM117 192V191H116ZM119 192V191H118ZM143 192V191H142ZM197 192V193H196ZM202 192V191H201ZM237 192V191H236ZM241 192H243V190L241 191ZM256 192V191H255ZM57 193V194H56ZM103 193H99V196H100V194H103ZM108 193V192H107ZM111 193H110V196H112L111 195ZM144 193V192H143ZM233 193V192H232ZM115 194V193H114ZM120 194V193H119ZM129 194H133V193H129ZM234 194V193H233ZM239 194H241L240 196H242V193H239ZM246 194V193H245ZM121 195V194H120ZM143 195V194H142ZM164 195V194H163ZM167 195V194H166ZM238 195V194H237ZM69 196H71V195H69ZM69 196H68V198H69ZM109 196V195H108ZM115 196V195H114ZM131 196V195H130ZM133 196V195H132ZM135 196H134V198H133V200L135 199ZM204 196V195H203ZM236 196V195H235ZM239 196V197H240ZM261 196V195H260ZM263 196V195H262ZM55 197H56V199H55ZM67 197V196H66ZM100 197H102V196H100ZM119 197V196H118ZM140 197H142V196H140ZM165 196H163V198H164ZM67 198V199H68ZM73 198V197H72ZM103 198V197H102ZM111 198V197H110ZM109 198V199H110ZM123 198V197H122ZM146 197H145V195H144V197L143 198H138L139 200H144V202L145 203H149L148 205L146 204V206H148V208H151L150 210H154V211H159V210H161V209H164L165 208V210H167V208H166V206L168 205V202L167 201H165L163 198L162 199H160L159 198V200H158V198H157V201L155 202V201H153V202H151V201H149V200H146L145 199ZM206 198V197H205ZM204 198V199H205ZM221 198V197H220ZM75 199V198H74ZM104 199V198H103ZM103 199H102V202H103ZM108 199V198H107ZM114 199H115V197H114ZM119 198H117V200H118ZM121 199V198H120ZM137 199V200H138ZM216 199H218V198H216ZM244 199V198H243ZM76 200V199H75ZM130 200V199H129ZM129 200H128V202H129ZM141 200V201H142ZM168 200V199H167ZM206 200V199H205ZM222 200V199H221ZM245 200V199H244ZM252 200V199H251ZM261 200V199H260ZM112 201V200H111ZM122 201H123V199H122ZM135 201V200H134ZM219 201V200H218ZM239 201H240V199H239ZM79 202V201H78ZM100 202H101V200H100ZM99 202V203H100ZM106 202V201H105ZM117 202H119V201H117ZM143 202V203H144ZM225 202V201H224ZM243 202V201H242ZM263 202V201H262ZM67 203H68V205H67ZM76 203V202H75ZM74 203V204H75ZM81 203H82V201H81ZM86 203H88V202H86ZM131 203H134V202H131ZM135 203H136V201H135ZM165 203H167L166 204V206H164L165 205ZM229 203V202H228ZM244 204H245V202H243ZM243 203H242V205H243ZM104 204V203H103ZM114 204H117V203H114ZM124 204V203H123ZM137 204V203H136ZM141 204V203H140ZM208 204H211V203H208ZM215 204V203H214ZM218 204V203H217ZM220 204H221V202H220ZM223 204V203H222ZM221 204V205H222ZM240 204V203H239ZM72 205H73V203H72ZM80 205V204H79ZM85 205H87V204H85ZM100 205V204H99ZM109 205V204H108ZM129 205V204H128ZM227 205H229V204H227ZM237 205V204H236ZM247 205V204H246ZM264 205V204H263ZM38 206L39 205H35V204H31V207H30V209H29V212H28V217H29V219H31L32 221H34L35 220V218L37 217V215H38V212H40V211H38L39 210V208H38ZM57 206L59 207H61V209H65V211L64 210H61V211H64L63 213L61 212V214L59 215H57V214H54V213H57L58 211H56V209H57ZM68 206V207H67ZM109 206H112V205H109ZM115 206V205H114ZM130 206H132V205H130ZM129 206V207H130ZM137 206V205H136ZM140 205H138V207H139ZM144 206V204L141 206V207H143ZM145 206V207H146ZM150 206V207H149ZM204 206V205H203ZM215 206V205H214ZM230 206V205H229ZM232 207H233V205H231ZM248 206V205H247ZM60 207H59V209H60ZM88 207V206H87ZM97 207V206H96ZM121 207V206H120ZM123 207V206H122ZM121 207V208H122ZM129 207H124L125 209H124V211L126 212H124L125 214H127V211L128 212H131L132 211V208H129ZM218 207H219V205H218ZM218 207H217V209H218ZM224 207V206H223ZM93 208V207H92ZM134 208V207H133ZM147 208V207H146ZM148 208L146 209V213H147V211H148ZM203 208V207H202ZM215 208V207H214ZM226 208V207H225ZM228 208V207H227ZM231 208V207H230ZM248 208V207H247ZM264 208V207H263ZM87 209V208H86ZM91 209V208H90ZM95 209V208H94ZM98 209V208H97ZM97 209H95V211L97 210ZM140 209H142V208H140ZM140 209H138L139 211H140ZM143 209H144V207H143ZM66 210H67V212L68 211H70L69 213H67L66 212ZM93 210V209H92ZM118 210V209H117ZM121 210V209H120ZM136 210V209H135ZM134 210V211H135ZM202 210V209H201ZM215 210V209H214ZM220 210L221 209H218V211H219V214H220ZM236 210V209H235ZM235 210H233V211H235ZM237 210H239V209H237ZM237 210H236V212H237ZM262 210V209H261ZM83 211V212H82ZM94 211V212H95ZM134 211H132V213H135ZM138 211V212H139ZM142 211V210H141ZM163 211V210H162ZM161 211V212H162ZM217 211V212H218ZM230 211H231V209H230ZM230 211H229V213H230ZM232 211V212H233ZM241 211V215L239 216V217H243L245 220H246V223H247V226H246V223H244L245 222V220L243 219L242 221H239L237 218V220H238V222H234V224H232V228H231V230L230 231H228L227 230V232H226V234L225 233H223L222 231H221V229H219L218 228V223H216V222H211L212 224L211 225H208L207 227H208V229H207V231H206V228H205V231L203 232V234L202 235H200V237L197 239V241L195 240V242H194V245H195V247L199 250V252L200 251H202V250H204L205 251V253H208L207 255L209 256V259H208V263H206V264H244V262H246V261H249V260H251L252 258H255L256 256H258V255H262V254H264V220L263 221H261V223H260V221H259V217H260V214L263 212V210H262V212H260V213H258L259 214V217L257 218V216H256V214H254L253 213V215H252V213H249V215L251 214L252 215V217H254V216H256V218L254 217V218H252V217H250L249 215L247 216H243L242 214H243V212H242V210H240ZM244 211H246L245 209H244ZM248 211V210H247ZM246 211V212H247ZM258 211H259V209H258ZM137 212V213H138ZM216 212V213H217ZM223 212V211H222ZM254 212H256V211H254ZM42 213H44V212H42ZM105 213V212H104ZM112 213V212H111ZM123 213V214H124ZM142 213H144V212H142ZM141 213V215H143ZM148 213H149V211H148ZM147 213V214H148ZM152 213V212H151ZM156 213V212H155ZM159 213H160V211H159ZM170 213V212H169ZM168 213V214H169ZM195 213H197V211L195 212ZM233 213H235V212H233ZM238 213H239V211H238ZM238 213H236L235 215H237L236 217H238ZM103 214V213H102ZM116 214V213H115ZM131 214V213H130ZM129 213H128V215H130ZM182 214V215H181ZM227 214V213H226ZM246 214V213H245ZM247 214H248V212H247ZM257 214V215H258ZM57 215V216H56ZM90 215H92V214H90ZM117 215V214H116ZM127 215V216H128ZM135 215H136V217H135V219H137V221L139 220L138 218H139V214H136L135 213ZM145 215V214H144ZM184 215H183V217H184ZM197 215V214H196ZM215 215H218V214H215ZM223 215H224V212H223ZM229 214H227L226 216H228ZM261 215H264V213H262ZM14 216V215H13ZM89 216V217H88ZM125 216V215H124ZM127 216H125V217H127ZM131 216V215H130ZM187 216V215H186ZM195 216V215H194ZM219 216V215H218ZM225 216V217H226ZM233 216H234V214H233ZM232 216V217H233ZM68 217H69V215H68ZM88 217V218H87ZM121 217V216H120ZM134 217H130V218H134ZM138 217V218H137ZM141 217V216H140ZM145 217V216H144ZM161 217V216H160ZM197 217H198V215H197ZM199 217H200V215H199ZM238 217V218H239ZM241 217V218H242ZM96 218V217H95ZM94 218V219H95ZM123 218V217H122ZM189 218V217H188ZM187 218V219H188ZM215 218V217H214ZM221 218H224L223 216L221 217ZM262 218H263V216H262ZM262 218H260L261 220H262ZM34 219V220H33ZM97 219V218H96ZM161 219V218H160ZM182 219V218H181ZM181 219H179V220H181ZM184 219V218H183ZM194 221H193V220ZM216 219H217V217H216ZM215 219V220H216ZM226 220H227V218H225ZM229 219V218H228ZM233 219L236 221V219L233 217ZM256 219V220H255ZM17 220H18V218H17ZM117 220V219H116ZM123 220H125V219H123ZM129 220V219H128ZM132 220V219H131ZM158 220V219H157ZM184 220H186V218L184 219ZM205 220V219H204ZM213 220V219H212ZM220 220H222V219H220ZM231 221H232V218L230 219ZM36 221V220H35ZM63 221V222H64ZM94 221H96V220H94ZM163 221H165V220H163ZM188 221V220H187ZM186 221V222H187ZM214 221V220H213ZM230 221V222H231ZM244 221V222H243ZM65 222V223H66ZM70 222H68V223H70ZM130 222V221H129ZM135 222V221H134ZM134 222H132V223H134ZM159 222V221H158ZM185 221H184V223H186ZM192 223L193 224V226H196V225H198V222H201V219L200 218H189V223ZM196 224H195V223ZM206 222V221H205ZM208 222V221H207ZM222 222V221H221ZM223 222H224V220H223ZM227 222V221H226ZM229 222V221H228ZM259 222V223H258ZM113 223V222H112ZM128 223V222H127ZM137 223V222H136ZM183 223V224H184ZM191 223H190V227H191ZM204 223V222H203ZM232 223V222H231ZM230 223V224H231ZM129 224V223H128ZM138 224H140V223H138ZM202 224V223H201ZM206 224V223H205ZM216 224H217V226H216ZM67 225V224H66ZM98 225V224H97ZM99 225H101V224H99ZM99 225H98V227H99ZM111 225V224H110ZM115 225V224H114ZM127 225V224H126ZM135 225V224H134ZM173 225V224H172ZM96 226V225H95ZM129 226V225H128ZM128 226H126V228L128 227ZM141 226V225H140ZM171 226V225H170ZM185 226H188V224L187 225H185ZM230 226V225H229ZM112 227V226H111ZM117 227V226H116ZM120 227V226H119ZM121 227H122V225H121ZM130 227V226H129ZM220 227V226H219ZM222 227V226H221ZM101 228V227H100ZM118 228V227H117ZM156 228V227H155ZM187 228V227H186ZM110 229V228H109ZM120 230V233H119V235L120 234H122V233H127L125 236L126 237H128L129 236V233H128V231L129 230H127V229H125V228H119ZM131 229V228H130ZM133 229V228H132ZM157 229V228H156ZM170 229V228H169ZM168 229V230H169ZM175 229V228H174ZM172 230V227H171V233H172V231H175V230ZM188 229V228H187ZM186 229V230H187ZM223 229V228H222ZM64 230V229H63ZM138 230H139V228H138ZM153 231V230H152ZM155 231V230H154ZM62 232V231H61ZM132 232V231H131ZM138 233H139V231H138ZM144 233H146V232H144ZM153 233V232H152ZM165 233H167V232H165ZM171 233H168V234H171ZM227 233H229V234H227ZM131 234H134L135 236H137V234L135 233V232H133V233H131ZM160 234V233H159ZM167 234V235H168ZM174 234H175V232H174ZM174 234H172V235H174ZM178 235H179V233H177ZM56 235V234H55ZM162 236H163V234H161ZM167 235L166 236H164V237H167ZM178 235H176L177 237H178ZM180 235H182L183 236V234H181L180 233ZM179 235V236H180ZM238 235H240V239H238ZM105 236V235H104ZM111 236V235H110ZM113 236H114V234H113ZM123 236V235H122ZM122 236H120V238L118 237V241L121 239V237ZM138 236H140V235H138ZM154 236V235H153ZM169 236H171V235H169ZM181 236V237H182ZM230 238H229V237ZM112 237V236H111ZM159 237V236H158ZM164 237H160V239L161 238H163L164 239ZM173 237V236H172ZM172 237H171V240H173L172 239ZM175 237V236H174ZM156 238V237H155ZM180 238V237H179ZM107 239V238H106ZM112 239V238H111ZM140 239V238H139ZM142 239H144L143 237H142ZM141 239V240H142ZM159 239V238H158ZM162 239V240H163ZM169 239V238H168ZM177 239V238H176ZM184 239V238H183ZM183 239H182V241H183ZM54 240V239H53ZM108 240H109V238H108ZM166 240V239H165ZM181 240V239H180ZM185 240V239H184ZM107 241V240H106ZM115 241V240H114ZM155 241V240H154ZM167 241V240H166ZM173 241H175V240H173ZM172 241V242H173ZM178 241V240H177ZM177 241H176V243H177ZM109 242H111V241H109ZM108 242V243H109ZM116 243H117V240L115 241ZM114 242V244H116ZM141 242V241H140ZM170 242V241H169ZM179 243H180V241H178ZM214 242V243H213ZM225 242H227V246H225ZM174 243V242H173ZM173 243H172V245H173ZM175 243V244H176ZM185 244H187L186 243V240H185V242H184ZM183 243V245H185ZM213 245H212V244ZM216 243V244H215ZM27 244V243H26ZM30 244V243H29ZM110 244V243H109ZM119 244V243H118ZM169 244V243H168ZM28 245V244H27ZM42 245V244H41ZM49 245H50V243H49ZM117 245V244H116ZM127 245H128V247H129V243H127ZM171 245V244H170ZM179 245V244H178ZM182 245V244H181ZM34 246V245H33ZM48 246V245H47ZM51 246V245H50ZM113 246H115V245H112V247ZM121 246V245H120ZM119 246V247H120ZM123 246V245H122ZM121 246V247H122ZM134 246V245H133ZM138 246V245H137ZM176 246V245H175ZM187 246V245H186ZM185 246V247H186ZM189 246H191L192 248H193V246H192V244L191 245H189ZM28 246H22V251L24 250H26V248H27ZM31 247V246H30ZM35 247H37V246H35ZM41 247V246H40ZM56 247H54V248H56ZM110 247V246H109ZM135 247H136V245H135ZM151 247V246H150ZM153 247V246H152ZM174 247V246H173ZM183 247V246H182ZM32 248V247H31ZM43 248H45L44 246L41 248L42 249V251L41 250H39L38 248V250H32V254H33V256L35 255H38V256H40L42 253H46V249H43ZM111 248V247H110ZM148 248V247H147ZM36 249V248H35ZM49 249H51V247L49 248ZM58 249H60V248H58ZM57 249V250H58ZM73 249V250H74ZM100 249V248H99ZM116 249V248H115ZM124 249V248H123ZM141 249H143V248H141ZM138 250L137 251V253L135 254H133L134 256H132V254H130L132 257L131 258H123V257H120L119 255L118 256H116V257H118L119 259H117L115 262L117 263V261L120 263V264H152L153 263V256H152V252H153V254H154V251L155 250H153V248H152V250L153 251H151V256L150 257H148V256H146L145 255V252H146V248H144L143 250ZM189 249V248H188ZM207 250V252H206V250ZM28 250V249H27ZM30 250V249H29ZM28 250V251H29ZM52 250V249H51ZM51 250H49V251H51ZM54 250V249H53ZM52 250V251H53ZM61 250V249H60ZM118 250V249H117ZM187 250V249H186ZM44 251V252H43ZM51 251V252H52ZM55 251H56V249H55ZM119 251V250H118ZM124 251V250H123ZM73 252V251H72ZM94 252V253H93ZM107 252V251H106ZM105 252V253H106ZM122 252V251H121ZM124 252H126V251H124ZM130 252V251H129ZM30 253H31V251H30ZM48 253V252H47ZM54 252H52V253H48V254H53ZM57 253V252H56ZM56 253H54V255L56 254ZM62 253V252H61ZM64 253V252H63ZM75 253V252H74ZM73 253V254H74ZM109 253V252H108ZM118 253V252H117ZM201 253V252H200ZM48 254H46V255H48ZM70 254V253H69ZM143 254L145 255V258H143ZM43 256H44V254H42ZM41 255V256H42ZM60 255V254H59ZM68 255V254H67ZM71 255V254H70ZM77 255V254H76ZM88 255V256H89ZM20 256H21V254H20ZM29 256H32L31 254L29 255ZM34 256V257H35ZM56 256V255H55ZM81 256V257H80ZM85 256V255H84ZM109 256V255H108ZM112 256V255H111ZM156 257H157V255H155ZM50 257H52V256H50ZM72 257H73V255H72ZM112 257H115V256H112ZM32 258V257H31ZM49 258V257H48ZM47 258V259H48ZM54 258V257H53ZM71 258V257H70ZM87 258V257H86ZM4 259V258H3ZM23 259V258H22ZM27 259V258H26ZM25 259V260H26ZM33 259V258H32ZM35 259V258H34ZM43 259V258H42ZM114 259H116V258H114ZM9 260V259H8ZM30 261H31V259H29ZM44 260V259H43ZM58 260V259H57ZM105 260V261H104ZM158 260H160V259H158ZM157 260V261H158ZM19 261V260H18ZM40 261V260H39ZM48 261V260H47ZM54 261V260H53ZM56 261V260H55ZM64 261V260H63ZM63 261H62V263H63ZM65 261H66V259H65ZM75 261V260H74ZM110 261H108L109 263H110ZM156 260L154 261V262H157ZM161 261V260H160ZM26 262V261H25ZM60 262V261H59ZM59 262L57 263V264H59ZM113 262V261H112ZM159 262V261H158ZM32 263V262H31ZM108 263V264H109ZM115 263V264H116ZM25 264H27V263H25ZM39 264V263H38ZM70 264H72V262L70 263ZM78 264V263H77ZM118 264V263H117ZM157 264V263H156ZM163 264V263H162ZM165 264V263H164Z\"/></svg>",
  "mask_w": 264,
  "mask_h": 264
}]
</instances>
